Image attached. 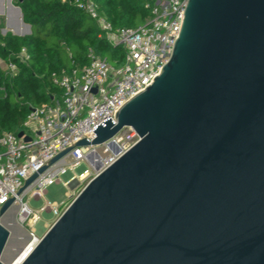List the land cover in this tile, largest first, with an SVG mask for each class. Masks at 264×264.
I'll list each match as a JSON object with an SVG mask.
<instances>
[{"label": "water", "instance_id": "obj_1", "mask_svg": "<svg viewBox=\"0 0 264 264\" xmlns=\"http://www.w3.org/2000/svg\"><path fill=\"white\" fill-rule=\"evenodd\" d=\"M13 9L8 0L0 10L8 27ZM18 9L27 29L16 34H31ZM116 117L4 203L0 264L15 197L74 146L109 142L118 154L111 139L125 127L138 142L90 180L21 264H264V0H188L161 73Z\"/></svg>", "mask_w": 264, "mask_h": 264}, {"label": "built area", "instance_id": "obj_2", "mask_svg": "<svg viewBox=\"0 0 264 264\" xmlns=\"http://www.w3.org/2000/svg\"><path fill=\"white\" fill-rule=\"evenodd\" d=\"M60 1L75 5L95 19L101 36L123 48L124 59L120 65L114 66L90 49L87 65L62 68L52 74L53 83L61 88L62 95L53 96L49 103L31 107L23 123L22 137L10 131L0 135V209L17 194L28 178L59 153L84 138L89 141L95 139L94 130L108 118L116 123L120 108L154 82L180 35L188 2L155 0L154 3L146 4L151 15L143 24L116 28L93 0ZM18 58L22 63H27L30 55L23 48ZM5 68L9 75L18 71L14 62ZM0 92L5 93L4 86L0 87ZM26 137H30V140L27 141ZM139 139L132 127H125L113 136L111 140L120 148V152L108 162L105 160V168ZM102 145L111 147L109 142ZM97 147L74 146L62 159L41 172L23 193L18 194L14 205L18 207L19 223H35L40 219V213L48 208L58 213L57 202L46 200L44 206L37 209L29 201L45 199L48 186L61 182V176L69 170L74 171V175L64 182L65 185L92 175L94 169L88 155L92 153L94 161H101L102 156ZM83 163L89 167L81 173H75V169ZM31 229L34 231L32 225ZM30 234L34 236L33 232Z\"/></svg>", "mask_w": 264, "mask_h": 264}, {"label": "trees", "instance_id": "obj_3", "mask_svg": "<svg viewBox=\"0 0 264 264\" xmlns=\"http://www.w3.org/2000/svg\"><path fill=\"white\" fill-rule=\"evenodd\" d=\"M114 27H136L151 15L147 3L155 0H93ZM23 20L30 24L31 34L20 36L1 32L0 23V135L4 131L19 134L24 130L32 106L60 97L62 90L53 83L52 74L62 68L83 67L89 63L93 49L114 66L123 62L124 50L102 37L95 19L84 10L60 0H18ZM25 48L30 55L22 63L18 54ZM18 66L14 75L4 67Z\"/></svg>", "mask_w": 264, "mask_h": 264}, {"label": "rangeland", "instance_id": "obj_4", "mask_svg": "<svg viewBox=\"0 0 264 264\" xmlns=\"http://www.w3.org/2000/svg\"><path fill=\"white\" fill-rule=\"evenodd\" d=\"M17 1L18 0H13L14 5L16 6ZM1 22L4 23V27L1 29V32L3 34L7 33L4 32V29H7L8 31H11L12 33L16 34V32L13 31L14 27L12 29V27L10 28L7 26L6 15L0 17V23ZM4 69L6 68L4 67ZM96 149L102 156V164L99 170L93 167L94 173L87 177L85 180H75L71 182L70 185H65L64 182L69 181L74 175V171L69 170L67 173L61 176V182L48 186L45 199H30L29 201L30 205L37 209H40L42 206H44L46 200L50 202H57L59 205L58 213H55L50 208H48L46 211L40 213V219L36 220L35 223L32 222L30 225L19 224L17 223L18 207L16 205H13L12 207L16 206L17 209L12 207V209L10 208L9 211L12 210V212L8 216V219L10 218V221L9 223L7 221H4V224L6 226H8L9 224H13L12 228L10 229L12 232V236L3 256V261L5 263L20 264L22 259L36 245L37 239L40 240L51 229V227L55 224L59 217L73 202V200L80 194V192L85 188V186L90 182V180L95 177V174L105 168V160L108 162L111 157L118 155H116L115 151L113 150V147L108 148L101 145L98 146ZM88 167L89 165L87 163H83L75 169V173H81ZM31 225L34 231H32ZM30 232H33L34 236H32ZM8 253L9 255H7Z\"/></svg>", "mask_w": 264, "mask_h": 264}, {"label": "bare ground", "instance_id": "obj_5", "mask_svg": "<svg viewBox=\"0 0 264 264\" xmlns=\"http://www.w3.org/2000/svg\"><path fill=\"white\" fill-rule=\"evenodd\" d=\"M14 10V9H13ZM18 14H20V10L19 9H15L14 11H10L9 12V20H10V24H12V23H14V21H15V17L18 15ZM18 18V17H17ZM21 22V21H20ZM17 23V22H16ZM20 25H21V28H20ZM20 25H17L16 24V26H15V29H13L15 32L16 31H19L20 33H22V32H24L26 29H27V26H25V25H23V23H20ZM12 27V25L10 26V28ZM95 162H100L99 161V159H96L95 160ZM12 208H15V209H17V207L16 206H14V207H12ZM11 208V209H12ZM12 212V210L11 211H9V212H7L6 213V215L3 217V219H2V222H3V224H4V221H7L8 223H9V219H8V216H9V214ZM12 219V218H11ZM6 222V223H7ZM5 225V224H4ZM13 225V224H12ZM12 225L11 224H9L7 227L9 228V229H11L12 228ZM37 244V243H36ZM36 246V245H35ZM35 246L33 247V249L35 248ZM32 249V250H33ZM32 250L22 259V261L20 262V264L24 261V259H26L27 258V256L32 252ZM7 255H9V253L7 254Z\"/></svg>", "mask_w": 264, "mask_h": 264}, {"label": "crops", "instance_id": "obj_6", "mask_svg": "<svg viewBox=\"0 0 264 264\" xmlns=\"http://www.w3.org/2000/svg\"><path fill=\"white\" fill-rule=\"evenodd\" d=\"M12 1V3H13V0H11ZM14 4V3H13ZM8 6V0H0V10L2 9V7L4 8V7H7ZM17 9L18 8H20L19 6H16V5H14ZM21 9V8H20ZM15 10V9H14ZM14 10H12V11H14ZM22 11V10H21ZM3 15H6V13H0V17H2ZM19 16V14L15 17V21H14V23H12L11 25H12V29H13V27H14V29H15V26H16V22H18V17ZM18 17V18H17ZM6 20H7V15H6ZM23 22H24V20H23ZM20 23H22V22H20ZM25 23V22H24ZM20 28H21V25H20ZM14 31V30H13ZM31 31H32V28H31Z\"/></svg>", "mask_w": 264, "mask_h": 264}]
</instances>
